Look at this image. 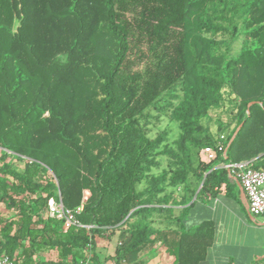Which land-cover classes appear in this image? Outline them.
<instances>
[{
    "label": "trees",
    "instance_id": "obj_1",
    "mask_svg": "<svg viewBox=\"0 0 264 264\" xmlns=\"http://www.w3.org/2000/svg\"><path fill=\"white\" fill-rule=\"evenodd\" d=\"M167 112L173 140L152 134ZM217 158L264 168V0H0V243L13 264H107L96 238L117 230L114 264H145L148 247L201 264L214 224H187L193 199L236 188ZM52 198L83 204L79 224L52 216Z\"/></svg>",
    "mask_w": 264,
    "mask_h": 264
},
{
    "label": "crops",
    "instance_id": "obj_2",
    "mask_svg": "<svg viewBox=\"0 0 264 264\" xmlns=\"http://www.w3.org/2000/svg\"><path fill=\"white\" fill-rule=\"evenodd\" d=\"M212 163L213 169L228 165L221 158ZM227 170L229 183L236 186L233 193L237 190L238 198L222 184L215 189V194L205 192L200 197L195 196L196 203L186 216L187 224L203 221L214 224L213 243L201 264H264V215L251 213L248 199L246 202L242 196L239 179L233 170ZM181 207L178 205L177 209Z\"/></svg>",
    "mask_w": 264,
    "mask_h": 264
},
{
    "label": "built area",
    "instance_id": "obj_3",
    "mask_svg": "<svg viewBox=\"0 0 264 264\" xmlns=\"http://www.w3.org/2000/svg\"><path fill=\"white\" fill-rule=\"evenodd\" d=\"M225 135L221 134L220 139L216 144L217 148L207 146L204 150L208 160L215 159L217 152L226 150ZM225 152V151H224ZM247 162L239 164H228L227 168H237L233 170L236 177L239 179L248 199L249 209L255 216L264 215V168H250L246 166ZM83 210V204L75 211L66 208L62 200L50 199L49 213L59 219H64V227L68 228L71 225L79 224L77 214ZM0 264H13L9 255L2 251L0 243Z\"/></svg>",
    "mask_w": 264,
    "mask_h": 264
},
{
    "label": "rangeland",
    "instance_id": "obj_4",
    "mask_svg": "<svg viewBox=\"0 0 264 264\" xmlns=\"http://www.w3.org/2000/svg\"><path fill=\"white\" fill-rule=\"evenodd\" d=\"M160 122L158 126H154L152 134L155 135L157 132L167 129L170 132V139L173 140L178 134L177 124L170 119V116L167 114H162L160 118ZM163 163H166V160L163 158ZM145 183H142L139 188H143ZM175 193L177 195L181 193V190H177ZM155 227H160V221L154 223ZM120 242V232L119 230L115 232L108 231L104 236H97L96 238V246L97 251L101 254V257H108L107 264H114V261L110 257L115 256L116 247ZM158 253H152L150 248H146L142 251L141 255L144 254L145 264H166L171 261V256L164 249H160L157 251ZM50 257H56L55 252L50 253ZM125 264H127L125 262Z\"/></svg>",
    "mask_w": 264,
    "mask_h": 264
},
{
    "label": "water",
    "instance_id": "obj_5",
    "mask_svg": "<svg viewBox=\"0 0 264 264\" xmlns=\"http://www.w3.org/2000/svg\"><path fill=\"white\" fill-rule=\"evenodd\" d=\"M251 104H252V103H250L249 106H251ZM248 112H249V110H248ZM242 126H243V123L238 127V129L236 130V132H235L234 135L232 136L231 140L229 141L228 147H227L226 150H225V154H227V152H228V148L231 146L232 142L234 141L235 137L237 136V134H238L239 130L242 128ZM239 185H240V187H241V193H242V196L244 197V200H246V202H247V196H246V193H245V191H244V189H243L241 183H240Z\"/></svg>",
    "mask_w": 264,
    "mask_h": 264
}]
</instances>
